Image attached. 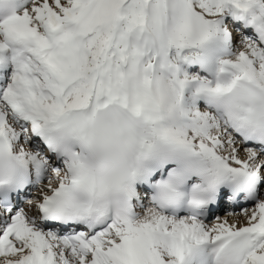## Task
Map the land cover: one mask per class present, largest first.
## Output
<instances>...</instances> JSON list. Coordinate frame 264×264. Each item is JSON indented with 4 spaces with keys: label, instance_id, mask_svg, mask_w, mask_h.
Segmentation results:
<instances>
[{
    "label": "snow or ice",
    "instance_id": "1",
    "mask_svg": "<svg viewBox=\"0 0 264 264\" xmlns=\"http://www.w3.org/2000/svg\"><path fill=\"white\" fill-rule=\"evenodd\" d=\"M0 264H264V0H0Z\"/></svg>",
    "mask_w": 264,
    "mask_h": 264
}]
</instances>
